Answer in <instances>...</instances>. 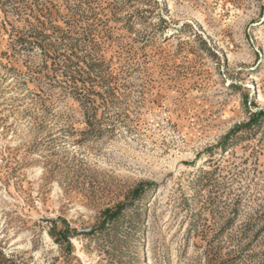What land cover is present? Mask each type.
<instances>
[{"label":"rangeland","instance_id":"rangeland-1","mask_svg":"<svg viewBox=\"0 0 264 264\" xmlns=\"http://www.w3.org/2000/svg\"><path fill=\"white\" fill-rule=\"evenodd\" d=\"M0 264H264V0H0Z\"/></svg>","mask_w":264,"mask_h":264},{"label":"built area","instance_id":"built-area-1","mask_svg":"<svg viewBox=\"0 0 264 264\" xmlns=\"http://www.w3.org/2000/svg\"><path fill=\"white\" fill-rule=\"evenodd\" d=\"M168 131H169V136L177 143V144H180V145H183L184 143V139H183V136L179 133V132H176L173 127L170 125L169 123V128H168ZM85 231H89V230H85Z\"/></svg>","mask_w":264,"mask_h":264},{"label":"trees","instance_id":"trees-1","mask_svg":"<svg viewBox=\"0 0 264 264\" xmlns=\"http://www.w3.org/2000/svg\"><path fill=\"white\" fill-rule=\"evenodd\" d=\"M260 114H261V113H257L256 118H258V117L260 116Z\"/></svg>","mask_w":264,"mask_h":264}]
</instances>
